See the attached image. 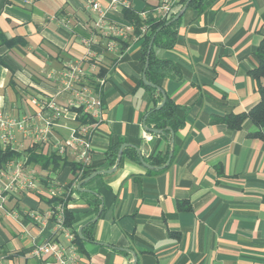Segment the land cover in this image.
Returning a JSON list of instances; mask_svg holds the SVG:
<instances>
[{"label": "crops", "instance_id": "obj_1", "mask_svg": "<svg viewBox=\"0 0 264 264\" xmlns=\"http://www.w3.org/2000/svg\"><path fill=\"white\" fill-rule=\"evenodd\" d=\"M86 1L0 0V110L14 119L35 113L41 100L55 93L59 71L80 62L91 72L92 87L104 79L101 119L90 135V167L112 168L105 152L118 142L135 146L145 158L163 155L168 139L144 127L155 95L142 80L139 37L131 32L122 40L125 48L106 51ZM98 1L105 6L108 0ZM127 1L145 19L160 17L159 0ZM173 8L178 11L177 2ZM108 17L124 21L117 14ZM178 19L175 46L154 49L181 72L178 80L159 81L177 105L175 119L182 121L170 133L173 159L153 173V166L121 153L114 171L76 185L80 192L97 193L103 205L96 213L86 195L74 192L67 206L73 227L87 235L81 264H264V140L248 135L249 119L239 129L222 120L246 112L259 99L250 71L264 37V0H208L203 11L186 7ZM68 98L56 96L64 115L48 141L34 143L17 131L15 150L37 145L48 155L53 141L64 142L79 122ZM26 167L35 172L37 190L11 198L8 210L46 209L49 183L63 186L71 179L67 165ZM51 226L49 220L0 213V264H56L49 255L30 253L49 238Z\"/></svg>", "mask_w": 264, "mask_h": 264}, {"label": "built area", "instance_id": "obj_2", "mask_svg": "<svg viewBox=\"0 0 264 264\" xmlns=\"http://www.w3.org/2000/svg\"><path fill=\"white\" fill-rule=\"evenodd\" d=\"M176 2L177 0H159L157 11L160 17L168 18L174 13L173 4ZM86 3L96 13L94 28L106 39V51L119 50V42L127 38L134 28L131 23L114 20V18L112 20L108 15L117 14L121 17L122 10L130 7L129 2L108 0L105 6H102L98 0H87ZM145 28L143 26L141 31ZM90 75L91 72L85 70L80 62H69L58 73L59 85L55 93L45 96L38 104L39 108L35 113L14 119L0 110V145L16 149L17 131L21 132L23 138H30L34 143L48 141L51 131L64 115V107L56 101V96L67 93L69 94L68 105L72 108L80 107L81 112L91 120L71 126L68 138L64 142L53 141L50 145L51 151L61 157H68L82 167L88 166L93 151L90 135L101 119L100 90L104 81L99 79V85L92 87L87 81ZM145 136L150 137L147 134ZM36 180L35 172L26 167L23 158H13L5 162L0 168V213L15 219L23 217L40 223L46 220L51 221L49 238L33 246L30 253L35 257L49 255L56 264H81L79 253L73 242L74 235L64 224L63 203L55 202L53 206L37 211L7 209L6 205L11 198L22 192L37 190ZM45 190L48 197L61 195L63 191L59 185L51 184V182Z\"/></svg>", "mask_w": 264, "mask_h": 264}, {"label": "trees", "instance_id": "obj_3", "mask_svg": "<svg viewBox=\"0 0 264 264\" xmlns=\"http://www.w3.org/2000/svg\"><path fill=\"white\" fill-rule=\"evenodd\" d=\"M177 3L179 5L178 11L186 4L187 7H192L198 12L203 11L208 6V0H177ZM178 11L172 13L168 18L164 19L161 17L145 19L130 7L124 8L121 12V18L133 25V32L139 37L142 63L145 64L146 59H148V65L145 70V79L151 85H146L145 87L152 91V94H154L155 97L153 98V107L146 114L144 127L146 130L152 128L157 129L160 131L159 134L169 141L168 149L163 155H149L145 158L144 156L138 154V150L135 146L123 148L122 153L136 162H141L142 158L145 163L155 168V170L152 171L153 173H158L166 167L164 165L170 152H172L170 162L172 161L176 148L170 140V133L182 126V121L175 119L177 105L172 101V99L165 96V101L162 107L156 108V106H158L163 99V92L160 89L161 87L159 81L163 78H171L174 80L180 79V69L171 60L158 58L154 54L155 48L168 50L175 46L178 35L179 19L172 21V18ZM143 26L146 28L144 31H141ZM150 42H152V46L149 50ZM125 46V42H119V50H122ZM254 57L257 65L250 71V74L255 80L256 89L259 94L257 103L246 112L229 114L224 116L222 120L228 128L239 129L242 122L245 119H249L252 123V129L248 132V135L264 140V37L260 39L254 51ZM100 74H103V71L100 72ZM72 109L77 112V119L79 122L91 120L87 117V115L81 112L80 107ZM121 144V142H118L107 148L105 154L109 167L116 164ZM22 152H25L24 154H26V164L33 163L42 169L52 170L57 169L62 165L70 167L71 179L67 184L59 186L63 190L62 194L52 195L49 197L47 202L49 206H53L55 202L63 203L64 224L70 232L73 233V242L78 253H80L82 250V238H85L87 235L85 232H82L81 235L73 227L74 214L67 206L70 201L73 200V193L76 192L82 196L86 195L88 204L96 213L102 210V200L97 193L80 192L79 188H76V185L79 183L81 185L84 179L93 173L95 169L90 167V165L82 167L80 164L68 159L67 157H61L54 152L45 155L38 151L37 145L27 147L24 151H17L10 146L4 147L0 145V168L10 159L21 158ZM75 182L76 184L73 185Z\"/></svg>", "mask_w": 264, "mask_h": 264}, {"label": "water", "instance_id": "obj_4", "mask_svg": "<svg viewBox=\"0 0 264 264\" xmlns=\"http://www.w3.org/2000/svg\"><path fill=\"white\" fill-rule=\"evenodd\" d=\"M186 7H187V4L184 5V6H183V7H182V8H181V9H180V10H179V11L173 16L172 21L177 20V19L182 15V13H183V11L186 9ZM151 46H152V42H150V44H149V50H150ZM147 65H148V59H146L145 64H144L143 73H142V80H143V82H144L145 84L151 85V84H150L149 82H147L146 79H145V70H146V68H147ZM164 101H165V94L163 93V99H162L161 103H160L158 106H156V108H161L162 105L164 104ZM148 130H149L150 132H160V131H158L157 129H154V128H152V129H148ZM125 145H127V144L124 143V144H122V145L120 146L119 151H118L117 162H116V164H115L112 168L107 169V170H96V171H94L93 173H91L88 177H86V178L84 179V181H87V180H89L90 178H92L93 176L98 175V174H100V173H108V172H112V171H114L115 168L117 167V165H118L120 159H121L122 148H123ZM171 156H172V153L170 152L169 155H168L167 161H166V163H165L164 166H166V165L169 163ZM141 163H142L144 166H146V167H152V166L148 165L147 163H145V162L143 161L142 158H141ZM79 186H80V183L77 185V187H79ZM79 231H80V229H79Z\"/></svg>", "mask_w": 264, "mask_h": 264}]
</instances>
